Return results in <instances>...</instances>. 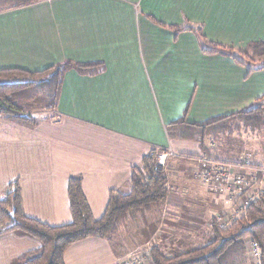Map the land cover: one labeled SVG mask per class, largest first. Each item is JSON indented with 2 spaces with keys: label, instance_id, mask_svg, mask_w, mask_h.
<instances>
[{
  "label": "crops",
  "instance_id": "obj_1",
  "mask_svg": "<svg viewBox=\"0 0 264 264\" xmlns=\"http://www.w3.org/2000/svg\"><path fill=\"white\" fill-rule=\"evenodd\" d=\"M188 25L200 26L210 42L244 49L264 41V0H44L0 13V70L37 73L72 64L62 77L56 108L43 109L51 114L36 126L0 116V200L17 184L28 218L66 225L72 222L69 180L81 177L98 219L111 190L130 193L132 169L152 150H163L176 162L164 170L166 203L131 218H146L143 225L154 231L132 243L123 237L114 243L84 239L65 252V264H117L155 245L160 234L169 246L176 240L169 252L163 249L168 255L198 248L204 233L213 237L212 220L221 206L224 212L244 199V194L226 199L194 180L206 159L175 150L180 147L173 145L167 126L250 109L264 95V70L249 73L229 56L204 53L194 32L167 28ZM87 64L97 65L77 67ZM248 139L241 160L221 149L214 151L218 161L208 160L234 161L236 172L246 175L259 170L264 149ZM258 180L264 187V175ZM200 199L213 209L209 217L194 206ZM218 200L224 201L217 206ZM39 249V241L22 231L0 233V264H21Z\"/></svg>",
  "mask_w": 264,
  "mask_h": 264
},
{
  "label": "trees",
  "instance_id": "obj_2",
  "mask_svg": "<svg viewBox=\"0 0 264 264\" xmlns=\"http://www.w3.org/2000/svg\"><path fill=\"white\" fill-rule=\"evenodd\" d=\"M44 0H0V13L28 7ZM162 25V24H161ZM167 27V26H165ZM176 34L194 32L202 51L206 54H223L248 69L249 73L264 70V41L251 43L244 49L210 42L200 26H168ZM97 64L77 66L93 69ZM72 64L51 67L37 73L22 70H0V116L34 127L40 117L34 115V103L40 97L47 98V105L41 110H54L60 94L62 77ZM258 112V113H257ZM264 112V95L246 111L210 119L199 124L186 123L184 119L167 126L169 138L199 141L203 158L217 160L214 151L205 146L209 137L234 132L235 120L244 122L243 117ZM261 118L258 117V119ZM259 120L258 128L263 126ZM257 128V130H259ZM254 129L252 132H255ZM163 150L154 149L144 156L142 164L131 172V191L124 194L111 190L104 215L95 218L83 191L81 177H72L68 184V198L72 222L62 226H49L28 218L23 211L20 187L12 184L6 198L0 200V233L22 231L40 243V249L32 258H22L21 264H65V252L75 243L88 238H98L114 243L123 237L124 230L134 214L150 210L166 203L169 179L157 161ZM186 157V156H185ZM190 157L191 156H187ZM208 160V161H209ZM218 161V160H217ZM225 163V162H224ZM227 163V162H226ZM231 163V162H230ZM233 163V162H232ZM239 163V162H238ZM213 240L198 248L173 255L152 247L149 252L151 264H254L249 256V240L260 247V264H264V195L258 197L235 219L230 228L221 230L217 220H212Z\"/></svg>",
  "mask_w": 264,
  "mask_h": 264
},
{
  "label": "rangeland",
  "instance_id": "obj_3",
  "mask_svg": "<svg viewBox=\"0 0 264 264\" xmlns=\"http://www.w3.org/2000/svg\"><path fill=\"white\" fill-rule=\"evenodd\" d=\"M46 105H47V98L46 97L38 98L37 101L34 103V107L38 109V110H35L36 112H34V115L37 116V117H41V116H46L47 117V116H49L51 114L50 112H46L45 111L46 113L45 112L43 113L42 110H41ZM263 114H264V112L259 114L258 116H256L255 113H253V114H251L249 116H245V118L243 117V119H240V120H244V122L243 121L239 122V120H235L234 124L232 123V125L234 126V129H236L237 127L238 128L236 130H234V132H232V133H228V134H225V135L223 134V135L216 136V137H209L206 140L207 148H209L211 151H215L216 149H219V150L221 149L222 153L223 152L225 154L228 153V154H231L233 156L237 155L238 159L241 160L240 158H244L243 156L245 154H247L246 153L247 150H243L242 148L245 147V141L250 137L249 139L253 140V145H254V147L256 149H258V150L264 149V127H263V129L260 132L257 130V128H258L257 126L259 124V120H261V118H262L261 117V118L258 119V117H260V115L262 116ZM236 125H237V127H236ZM254 129H256L255 132H252ZM249 132H252L253 134H251ZM172 141H173L172 142L173 145L178 144V146L180 147V148H177V146H175V150H177V151L179 150V151H181L183 153H190V154H193V155H203V149H202L201 143L199 141H193V140L187 141V140H182V139H178V138L173 139ZM237 152H239V153H237ZM240 152H242V153H240ZM162 154H164V153L162 152L159 155V157ZM171 156L172 155H168V157L166 159L164 170L167 169V165H170L171 168H173L175 166L174 164H176V162L170 160L171 158L172 159L174 158V157H171ZM188 156H191V158L187 157V156L185 158L190 159V160H194L196 158V156H192V155H188ZM159 157H158V160H159ZM260 157L261 158L259 159V161L263 162L264 161V154H262ZM237 162H239V161H237ZM157 164H158V161H157ZM228 164H231L232 166H234L232 172H234L235 175L238 174V172H236V168L237 169H239V168L236 167L235 162L234 163H228ZM253 164H257V163H253ZM203 168L204 167H202V169ZM198 171H200V170H197V172ZM165 174H166V171H165ZM194 180H196L197 182L198 181L199 182H203L204 184L212 187L214 189L215 193L223 194L224 196H227L226 199L230 200V199L233 198V197L231 198V195L228 194V191L226 189L225 190H224V188L220 189V186L217 185V184H213L211 182L204 181L203 179L199 180V178H195ZM223 201L224 200H222V201L218 200L217 206H219ZM198 203L199 204L194 205V206L200 205L202 207L200 209V211L204 210L206 216L209 217V215L213 211L211 206L207 202L203 201V199H200ZM205 203H207V204H205ZM230 204H232V203L230 202ZM230 204L227 203L226 206L230 207ZM192 205L193 204H188L187 206H192ZM158 206H160V205H158ZM232 207H233V205H232ZM223 209H224V205L221 206V208L219 210V213L221 211L222 212L219 215H223L224 216L226 214V212L229 211L231 208L228 209V210L225 209L224 212H223ZM214 210H215V208H214ZM219 215H217V216H219ZM142 216H144V215H142ZM217 216L215 217L216 220H218ZM143 221L146 222V218H144L143 220L139 219V217L136 220L135 219H131L128 227L124 230L123 238L126 241L132 243V242H136V241H139L141 239H144L145 235L149 231H151V232L154 231V228H153L154 226H144L143 225ZM207 234H208V232L204 233V235L201 237L202 238L201 239L202 240L201 241V246L205 245V244H208L209 242H211L213 240L212 235H210V234L207 235ZM165 236L166 235H161L160 234L157 237V241H156L157 243H155V245L146 246L144 249L141 248V251H138V252L134 253L133 255H129L127 257H132L134 255H143V256H146L145 258L149 259L148 256H149L150 249L152 247H155V246H158L162 250V252H163V249L168 248V249H165V250L167 252H169L168 250L173 249V247L175 246V241L176 240H172V241L170 240V243L174 242V245L171 246V244H170V246H169L168 243L166 242L167 241L166 239H168V238H166ZM177 242L180 243V244L184 243L185 242L184 241V237L180 241H177ZM171 253L173 255L176 252H171ZM249 256L251 258V262H253L252 254H251L250 251H249ZM127 257H125V259ZM149 264H151L150 259H149Z\"/></svg>",
  "mask_w": 264,
  "mask_h": 264
},
{
  "label": "built area",
  "instance_id": "obj_4",
  "mask_svg": "<svg viewBox=\"0 0 264 264\" xmlns=\"http://www.w3.org/2000/svg\"><path fill=\"white\" fill-rule=\"evenodd\" d=\"M169 153H164L159 157L158 168L163 170L166 159ZM203 169L193 173V178L203 179L204 181L217 184L221 188L228 191V194L233 197H239L244 194V199L239 204L226 212V214L217 216V223L221 230L230 228L232 222L240 215L244 214L248 206L253 203L258 197L264 195L263 181L258 180V174L264 175V167L257 169L251 174L243 173L234 174L232 172L234 166L223 162H212L208 160H201ZM224 186V187H223ZM231 200V199H230ZM249 248L252 254L254 264H260V247L257 242L249 240ZM143 255H134L132 257L123 258L117 264H149V259Z\"/></svg>",
  "mask_w": 264,
  "mask_h": 264
}]
</instances>
